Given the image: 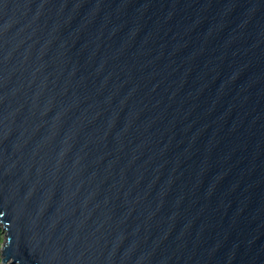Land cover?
Here are the masks:
<instances>
[{
  "label": "water",
  "instance_id": "water-1",
  "mask_svg": "<svg viewBox=\"0 0 264 264\" xmlns=\"http://www.w3.org/2000/svg\"><path fill=\"white\" fill-rule=\"evenodd\" d=\"M1 264H264V0H0Z\"/></svg>",
  "mask_w": 264,
  "mask_h": 264
},
{
  "label": "rangeland",
  "instance_id": "rangeland-1",
  "mask_svg": "<svg viewBox=\"0 0 264 264\" xmlns=\"http://www.w3.org/2000/svg\"><path fill=\"white\" fill-rule=\"evenodd\" d=\"M6 241V233L2 231V226L0 224V249L5 244ZM1 264V262H0ZM4 264H11L10 262L4 263Z\"/></svg>",
  "mask_w": 264,
  "mask_h": 264
},
{
  "label": "trees",
  "instance_id": "trees-1",
  "mask_svg": "<svg viewBox=\"0 0 264 264\" xmlns=\"http://www.w3.org/2000/svg\"><path fill=\"white\" fill-rule=\"evenodd\" d=\"M0 261H1V257H0Z\"/></svg>",
  "mask_w": 264,
  "mask_h": 264
}]
</instances>
